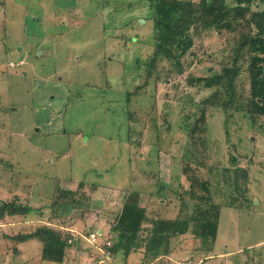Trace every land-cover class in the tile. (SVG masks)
Returning <instances> with one entry per match:
<instances>
[{
    "label": "rangeland",
    "instance_id": "obj_1",
    "mask_svg": "<svg viewBox=\"0 0 264 264\" xmlns=\"http://www.w3.org/2000/svg\"><path fill=\"white\" fill-rule=\"evenodd\" d=\"M0 3V203L17 199L45 212L58 190L76 192L80 207L43 220L74 237L63 264H145L140 254L126 261L103 254L109 224L133 192L137 215L174 219L187 169L210 184L221 207L218 233L213 244L194 242L191 231L173 239L160 264H264V129L241 112L209 108L198 153L188 138L213 89L186 79L220 70L227 34H204L176 74L165 61L145 66L153 52L148 0ZM235 168L248 179L231 192L223 181ZM36 213L2 220L0 264H55L40 260L35 239L13 240L42 226Z\"/></svg>",
    "mask_w": 264,
    "mask_h": 264
},
{
    "label": "trees",
    "instance_id": "obj_2",
    "mask_svg": "<svg viewBox=\"0 0 264 264\" xmlns=\"http://www.w3.org/2000/svg\"><path fill=\"white\" fill-rule=\"evenodd\" d=\"M256 3L264 4V0H148L153 48L152 55L145 63L149 69L165 61L176 74H181L184 69L183 57L190 56L195 42L201 40L204 34L216 31L228 35L227 46L219 50L220 70L205 78L190 76L186 79L188 86L213 89L211 95L198 107V117L188 130L189 141L196 153L197 141L200 142L198 145L204 144L206 112L209 108L220 109L225 113L241 112L248 117L252 126L259 124L260 129H264V10H252V5ZM148 85L146 83L141 88L137 87L136 93ZM187 152L192 153L189 148ZM6 164L11 165L10 162ZM226 172L232 175L223 183L231 192L240 189L238 179L241 178L243 182L248 179L245 169L235 168ZM181 174L189 185L186 191L180 192L181 211L174 219L149 220L145 210L137 215L138 194L133 192L129 197L124 196L123 209L109 224L110 245L107 246L106 242L102 248L105 256L114 259L120 255L126 261L129 256L140 254L143 263L160 264L170 258L172 240L189 231L194 242L214 243L221 207L213 200L209 182L201 181L187 169L182 170ZM88 187L93 192L98 186L92 184ZM79 188L80 191L83 188L84 195L85 185L80 183ZM77 196L76 192L58 190L48 206L49 210L45 212L34 210L29 204L23 205L17 199L1 202L0 221L15 216L27 217L34 211L38 212L36 214L40 216L42 226L37 227L33 233L18 235L13 240L23 243L35 239L42 246L41 261L63 264L66 249L70 247L67 241H73L74 238L44 226L43 220L47 215L54 218L51 221L58 219L71 209L80 207L82 202L75 200ZM240 197L238 194L237 198ZM144 224L149 226L144 228Z\"/></svg>",
    "mask_w": 264,
    "mask_h": 264
},
{
    "label": "built area",
    "instance_id": "obj_3",
    "mask_svg": "<svg viewBox=\"0 0 264 264\" xmlns=\"http://www.w3.org/2000/svg\"><path fill=\"white\" fill-rule=\"evenodd\" d=\"M0 223H1V221H0ZM68 232V231H67ZM71 237H73V235H70ZM74 238V237H73ZM88 241H89V243H91L92 242V244H96L97 243V241H96V238H95V235L94 234H89V238H88ZM71 239H68V241H67V243L68 244H71ZM110 245V243L109 242H107V246H109Z\"/></svg>",
    "mask_w": 264,
    "mask_h": 264
},
{
    "label": "crops",
    "instance_id": "obj_4",
    "mask_svg": "<svg viewBox=\"0 0 264 264\" xmlns=\"http://www.w3.org/2000/svg\"><path fill=\"white\" fill-rule=\"evenodd\" d=\"M0 5H1V6H0V9H1L0 14H1V13H5L4 9L2 8V7H3L2 3H0ZM1 222H2V221H1Z\"/></svg>",
    "mask_w": 264,
    "mask_h": 264
},
{
    "label": "water",
    "instance_id": "obj_5",
    "mask_svg": "<svg viewBox=\"0 0 264 264\" xmlns=\"http://www.w3.org/2000/svg\"><path fill=\"white\" fill-rule=\"evenodd\" d=\"M143 22H144V21H143ZM143 22H142V23H143ZM208 71H210V69H209Z\"/></svg>",
    "mask_w": 264,
    "mask_h": 264
}]
</instances>
